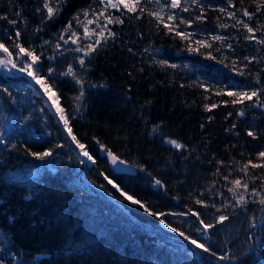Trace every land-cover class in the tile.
Wrapping results in <instances>:
<instances>
[{
    "label": "trees",
    "instance_id": "16d2710c",
    "mask_svg": "<svg viewBox=\"0 0 264 264\" xmlns=\"http://www.w3.org/2000/svg\"><path fill=\"white\" fill-rule=\"evenodd\" d=\"M183 2L189 11L166 7L170 0H141L143 12L138 8L129 13L121 5L101 16L104 5L99 0H67L49 20L46 10L36 11L43 9L44 0H0V43L17 63V68L9 64L0 69V108L7 116L0 130V264H264V225L257 236L251 227L241 245L230 244L226 250L218 243L221 223H217L220 215L227 221L243 215L246 222L264 216V204L259 202L264 197V167L249 165L247 175L241 171L249 160L264 163L257 157L264 151V107L254 103L255 97L234 105L238 98L227 94L264 89V44L256 42L264 38V12H257L252 0H232V6L228 0ZM50 3L55 8L58 0ZM161 7L163 19L158 22L149 12ZM201 7L206 18L195 21ZM220 8L226 11L221 13ZM245 9L254 14L251 20L243 15ZM77 13L82 24L73 19ZM169 14L176 19L168 21ZM108 15L123 23L107 25L115 37L102 40L81 67L78 57L84 53L74 49L95 39L84 38L83 25L99 32L88 20L103 25ZM180 19L194 22L180 25ZM69 22L64 39L77 31L74 39L79 44L71 40L64 44L59 38ZM243 23L259 29L255 40L245 38ZM165 24L176 26L175 31L167 32ZM175 32L193 35L189 42ZM216 35L225 39L213 41ZM196 40H206L211 47H198ZM15 43L40 55L35 66L39 75L51 86L73 135L95 163L84 162L45 94L30 76L18 71L22 64ZM189 47L197 51L189 52ZM209 53L215 59L208 58ZM0 57L8 59L3 50ZM159 60L177 67H162ZM69 65L82 85L72 76L60 75ZM81 87L83 98L76 101ZM258 95L264 100V92ZM205 104L216 107L205 110ZM241 111L244 115H239ZM169 140L183 147L175 148ZM101 146L131 164L136 174H114L100 156ZM46 150L52 155L44 160L31 155ZM104 176L140 203H132ZM235 179L247 182L248 189L241 186L235 195L229 192ZM155 180L162 183L157 190L152 187ZM240 194L248 203L236 206ZM198 199L204 203L197 204ZM161 220L178 231L164 227ZM200 220L214 225L210 229L214 240L200 243L216 256L179 235L190 236L191 228H203ZM221 255L229 259H217Z\"/></svg>",
    "mask_w": 264,
    "mask_h": 264
},
{
    "label": "snow or ice",
    "instance_id": "6c2138e0",
    "mask_svg": "<svg viewBox=\"0 0 264 264\" xmlns=\"http://www.w3.org/2000/svg\"><path fill=\"white\" fill-rule=\"evenodd\" d=\"M67 2V0H58V4L57 6L54 8L51 3L50 0H44L43 3V9L41 8H37L36 11L37 12H41L42 10H46L47 12V16L45 17V19H52L54 18V16L58 15L60 12V6L65 4ZM100 3H102L104 5V10L101 11L100 15L103 16L104 12L108 9V8H117L119 9V7L122 5L124 9L127 10V12L129 13H135L137 11V9L139 8V10L141 12L144 11V8L140 7L141 5V0H99ZM192 4H197L198 0H191ZM252 3L255 5V10L257 12H264V0H252ZM228 5L232 6V0H228ZM166 7H169L171 9H177V10H181L184 12L189 11V8L187 6H185L183 0H170V3L166 5ZM164 11V8L161 7L159 12H149V15L155 17V19L159 22L163 19L162 17V13ZM219 11L221 13H224L226 11L225 8H220ZM83 15L85 17L88 16V10H82ZM201 14L197 15L194 17L195 21H203L206 17L204 16V9L203 7H201L200 9ZM17 15H19V13H17ZM79 15L80 13H77L73 19L76 20L77 24H82V22L79 19ZM227 15L230 18H235V14L234 13H227ZM243 15L245 17H247L249 20H251L253 18V13L248 11V10H243ZM6 19V17H3ZM174 19H176V17L172 14H169L167 16V20L168 21H173ZM106 23L103 25H100L98 20H88V24H93L96 23L97 26L99 27L100 31L96 32L95 29H90L87 27V25H83L84 27V38L85 39H89L92 36H95V39L92 43L87 44L84 48L81 47H77L76 49H74V51L76 52H83L84 55L81 57H78V62L81 65V67L85 66V57H88L89 55H91L93 52L96 51L97 46H99L102 42V40H107L108 38H112L115 37L116 33L112 32L110 29H108L107 25L111 24V23H118V24H122L123 20L120 19V17H111V15H108L105 17ZM194 21L193 20H184V19H180L179 24L180 25H191ZM10 23L15 24L16 21L12 20L10 21ZM241 21L237 20L236 24H240ZM221 28H225L227 27L226 24H219L218 25ZM243 28H245L247 30L248 36H246L245 38L248 40H255L256 37L254 35L255 32L259 31L258 28H253L250 27L248 23H243ZM165 29L167 30V32H174L175 31V27L173 25H169V24H165L164 25ZM262 27H264V25H262ZM71 29V22H69L68 25H66L63 29V31L60 33L59 38L61 40H64V44H68L69 40H71L72 44H79V40L78 39H74V37H77L78 33L77 31H71V35L69 36L68 40L64 39V32H69ZM39 30V29H37ZM105 33H107V35H105ZM21 33L19 31L16 32V38L17 40L20 38ZM175 35L177 37H179L182 40H189L190 42V37L193 35L192 33L189 32H175ZM211 39L213 41H223L225 39V37L220 36V35H216V36H212ZM257 43L260 44H264V38L259 39L256 41ZM45 44L48 43V41H44ZM196 45L198 47L203 46V47H207L210 48L211 44L208 43V41L206 40H196ZM14 47L19 49V52L16 53V57L18 60H20L22 67H20L18 69L19 72H25L27 70V75L31 76L33 80L36 81L37 84H40L42 88H44L45 90V94H47L50 91L51 86L50 85H45L44 78L41 77L39 75V69L37 67H35L37 65V63L40 61L41 57L40 55H36L34 54V50H29L26 49L25 47H23L20 43H15ZM61 45L59 43L56 44V48H60ZM227 47L229 49H231L232 45L229 44L227 45ZM0 50H3L4 53L7 54L8 59H0V66L2 67H7L9 64L12 66V68H17V63L11 59L12 57V53L9 51V49L7 47H5V45L3 43H0ZM131 51V50H130ZM189 52H193V51H197V48H192L189 47L188 48ZM217 51H220V49H217ZM27 56L31 63H27L25 61H23L22 55ZM208 58L210 59H215V57H213L211 55V53L208 54ZM49 59H53V57H49ZM245 60L250 62V58L249 57H245ZM157 63L160 64V66H168L171 68H175L177 67V65L175 64H168V62L166 60H159L157 61ZM53 69L49 68L48 72L49 74L53 73ZM239 74L243 75L244 73L241 71ZM60 75H67V76H72L73 79H75L76 84L78 85H82L83 81L79 78H76V76L74 75V72L72 70V66L69 65V68L67 70V72L64 73H60ZM257 81H259V77H257ZM93 87L97 86V85H92ZM102 86V85H101ZM5 91H7V89H5ZM260 92H264V89H253L252 91L248 92V91H238V92H228L227 94L229 96H235L238 99H234L232 101V103L235 105L237 103H241L244 100H249L251 101L253 99V97L256 98L255 102L257 106L259 107H264V100H261L260 95H258V93ZM84 95V89L83 87L80 88V92L79 95L74 97V100L76 101H80L83 98ZM53 96H55V93H53L52 96L49 97L50 100H53V104L56 106V112L57 115L59 116V119L63 122L64 124V128L67 131L68 135L71 136L72 138V142L76 144V146L80 149V155L84 156L87 158V160L92 161L93 163H95V160L93 159V157L89 154V152L85 149V145L80 143V141L76 138L75 135H73L72 132V128L69 126V118L65 115L64 109L61 108L58 104V98L57 99H53ZM216 104H205L204 108L205 110H210L211 108H215ZM239 115H244L243 111H241L239 113ZM209 119H211V117H209ZM233 127H235V125H233ZM156 129L154 128V131ZM248 136L250 137H254V133L252 131H248L247 133ZM167 143H171L175 148H182L183 146L181 144H179L177 141L175 140H169L166 141ZM0 143H3L2 140H0ZM31 155L33 157H35L36 159L39 160H44L45 158L49 157L52 155L51 150H46L43 152H32ZM108 156L112 162V164H117V162L119 164H125V161L123 160H119V158L117 156H115L111 151L108 152ZM257 157L258 159L264 160V151H260L257 153ZM81 163H83V161H81ZM249 165H251V167L253 169L255 168H261L264 167V163H253L251 160H249L247 163L244 164L243 168L241 169V171L245 172V175H247V169L249 167ZM101 175H103V173H101ZM104 179L108 181L109 184H112L114 188L117 189V191H121L122 195H125L126 198L130 201H132V203L134 204H139L140 202L138 200L133 199V197L131 195H127V193H124L119 187L118 185H116L113 180L109 179L108 176H104ZM225 179H228V177H225ZM233 187L229 188L228 191L232 192L235 195V189L240 188L241 186L247 190L248 189V183L244 182L242 184L241 179H235L231 181ZM155 184L156 185H161V181L160 180H155ZM252 192L256 195H259V193L256 192L255 188L252 189ZM197 204H203L204 202L202 200H196L195 201ZM261 204H264V197H262L259 201ZM248 201H246L244 199V195L240 194L239 197L236 200V206H242L244 204H247ZM141 207H144L143 204H140ZM145 211H147V209L145 208ZM183 214V213H182ZM153 215H156L155 213H153ZM193 216H196L197 219H200L199 214L197 212H192ZM159 218V217H158ZM228 220V217L225 215H220L219 217H217V223H222L224 221ZM161 223H164L165 227L167 228H171V231L173 232H177L178 230L174 227H172L170 224H167L165 221L161 220ZM201 225L203 226V231L205 234H207L209 229H212L214 227L213 224H206L204 223L203 220H200ZM197 231H200V229H197ZM179 235L182 236L186 241H188L190 244L195 245L197 248L202 249L204 252L206 253H210L213 256H216V253L212 251V249L209 246H206L205 243H200L198 242L197 239H194L188 235H185L184 232H179ZM217 259L219 260H227L229 259L228 255H221L218 256Z\"/></svg>",
    "mask_w": 264,
    "mask_h": 264
},
{
    "label": "rangeland",
    "instance_id": "374dc122",
    "mask_svg": "<svg viewBox=\"0 0 264 264\" xmlns=\"http://www.w3.org/2000/svg\"><path fill=\"white\" fill-rule=\"evenodd\" d=\"M0 59H4V58L0 57ZM20 67H22V65H20L19 68ZM0 69L5 70V67L0 66ZM4 72H6V71H4ZM23 73L26 76H28L27 70ZM25 80H27V79H25ZM30 81L32 84L38 86L39 90L45 94L44 88H42L40 84H37L36 81L33 80L31 76H30ZM52 95H53V92L49 91L47 94H45V97H46L47 101L50 103V105L52 106L55 113L57 114L56 106L53 104V100L49 99V97ZM53 99H57L56 96H53ZM34 104H35L34 101H32V105H34ZM6 118H7L6 112L0 108V130L5 125ZM83 160L87 165L92 163V161L87 160V158L84 156H83ZM172 215L176 216L177 214H172ZM178 216L184 217L183 215L179 214L174 218H178ZM162 225L165 227L164 223H162ZM263 225H264V216L255 222L244 221L243 215L238 216L236 220H230V221L226 220V221L221 223V226L218 229V234H219V238H220L218 240V243H219V245L221 244L223 248H227L226 250H230V244H234L235 245L234 248H236L237 246L241 245L240 244L241 238L243 237L244 233H246L247 230H249L251 227L254 228L256 231L252 232V235L257 236L260 233L261 227ZM190 236H192V238H194V239H197L198 242H200L201 240H208V241L212 242L214 240L212 238V236L210 235V229L208 230L207 234H205L203 231V228H201L200 231H197V229H195V228L194 229L191 228L190 229ZM251 243H253V247H254V242L251 241ZM257 244H258V242H257Z\"/></svg>",
    "mask_w": 264,
    "mask_h": 264
},
{
    "label": "water",
    "instance_id": "95a60500",
    "mask_svg": "<svg viewBox=\"0 0 264 264\" xmlns=\"http://www.w3.org/2000/svg\"><path fill=\"white\" fill-rule=\"evenodd\" d=\"M108 152L109 151H107L104 147H102V146L100 147V156L106 158L107 164H108L109 168L114 173H116V174H127V175H134V174H136L135 168L132 165H130L129 163H127V162H125V164H119L118 162L115 165L112 164V162H111V160H110V158L108 156ZM119 160H122V159L119 158ZM159 186H162V183H161V185H156V184L153 185V188L154 189H158ZM251 249H252V244H251ZM40 256L46 257L47 254L40 255Z\"/></svg>",
    "mask_w": 264,
    "mask_h": 264
},
{
    "label": "bare ground",
    "instance_id": "6f19581e",
    "mask_svg": "<svg viewBox=\"0 0 264 264\" xmlns=\"http://www.w3.org/2000/svg\"><path fill=\"white\" fill-rule=\"evenodd\" d=\"M136 170V169H135ZM137 172V171H136ZM135 175V174H134ZM129 176H133V175H129ZM252 244V249H250V252H252L254 249H253V243ZM250 248H251V245H250Z\"/></svg>",
    "mask_w": 264,
    "mask_h": 264
}]
</instances>
